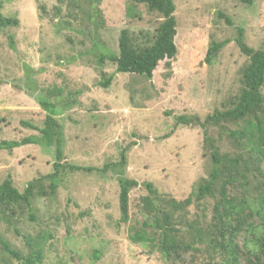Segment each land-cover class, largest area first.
<instances>
[{
	"label": "rangeland",
	"instance_id": "rangeland-1",
	"mask_svg": "<svg viewBox=\"0 0 264 264\" xmlns=\"http://www.w3.org/2000/svg\"><path fill=\"white\" fill-rule=\"evenodd\" d=\"M68 2L2 0L4 15L17 18L19 26L0 33V140L39 137L44 127L47 113L24 87L29 72L37 92L61 88V101L69 98L70 108H64L58 117L63 132L62 163L92 171L62 172L51 194V182L43 177L55 171V147L33 144L13 151L0 149V185L10 179L24 193L29 183L40 180L32 211L20 215L18 209L9 216L10 223L0 217V236L27 256L30 248L26 238L35 239L43 231L50 233L53 238L43 264H92L95 251L101 252L96 264L222 263L210 243L214 239H210L209 230L215 197L202 202L193 199L184 210L176 211L171 205L165 208L166 202L189 198L196 184L208 177L210 168L205 130L196 124L177 122L182 116L204 122L216 111L232 107L243 87L242 70L248 63L236 44L238 29H243L250 48H264V0H254L251 6L241 0H175L178 54L169 63H161L151 80L119 74L109 60L100 68L93 41L118 54L120 34L127 30L145 44L162 21L160 15L138 5L131 17L129 0H103L99 10L104 25L95 31L92 23ZM56 7L63 12L59 20L71 22L70 29L59 28ZM70 14L77 20L65 18ZM213 41L227 45L208 64L206 55ZM101 69L114 75L107 89L99 86ZM209 134L222 153L233 154L225 135L221 137L217 129H210ZM123 157L125 163L121 166ZM122 177L138 182L129 194L127 224L120 221ZM147 184L157 190L158 208L173 214L185 240H193L194 232L202 233L204 242L196 245L198 252L189 251L180 262L169 263L158 251H151V245L131 242L129 227L139 229L145 220L142 200L149 195ZM41 191L47 195L41 196ZM229 196L241 197V191H231ZM259 204L245 211L247 225L241 226L249 231L240 230L236 235L243 256L240 264H250V260L253 264L263 263L253 257L255 239L263 233L259 213L264 207ZM230 224L237 234L236 221ZM0 264L22 263L5 255L0 245Z\"/></svg>",
	"mask_w": 264,
	"mask_h": 264
},
{
	"label": "trees",
	"instance_id": "trees-1",
	"mask_svg": "<svg viewBox=\"0 0 264 264\" xmlns=\"http://www.w3.org/2000/svg\"><path fill=\"white\" fill-rule=\"evenodd\" d=\"M7 1L11 2L14 0ZM102 1L70 0L68 5L83 14L85 16L84 19L92 23L94 30L99 31L104 25V20L99 10ZM241 2L251 6L254 0H241ZM138 5H144L150 13H157L162 19L152 37L145 44H140L127 30H123L119 37L118 54H114L105 46L101 47V43H98L97 40L93 41V48L97 50L95 56L100 68L106 60H109L116 65V72L119 74L145 76L151 80L161 63L174 60L178 54L175 0H129L127 9L131 17H134V7ZM2 8V0H0V33L19 26V20L5 16ZM55 11L59 21V28L61 30L70 29L71 22H67L64 18L59 20V17H62L63 14L61 8L56 7ZM72 15L70 14L65 18L77 20ZM226 21L229 25H232L230 20L227 19ZM11 41H13V38H11ZM236 44L241 53L248 58V63L242 70L243 87L232 103V107L226 111H216L213 115L208 116L204 122H201L196 117L188 119L183 116L178 118L177 122L179 125L196 124L205 130L204 147L209 151L210 158L208 177L203 178L196 184L195 191L185 201L172 200L165 204L166 209L169 208L168 205H171L174 210L178 211L190 206L193 199L198 202H202L207 197H215L217 199L213 209V223L210 225L209 233L212 236L210 239L214 238L211 240L212 242L210 241L214 247L212 251L217 256L220 255L222 257V263L218 264H240V259L243 256L236 241V235L240 234V230L249 231L243 230L241 226L247 225L244 221L245 211L254 203H260L259 205L264 207V173L262 172L264 166V96L262 94V88L264 87V48L262 50L250 48L245 43L244 31L240 28L236 37ZM226 45L227 42L213 41L208 48L205 61L208 64H212ZM12 48H14L13 45ZM101 78L99 86L107 89L114 80V75H107L101 69ZM24 82L27 83L24 87L31 91L34 99L38 101L41 108L47 113L44 127L40 130L39 137H29L22 141L0 140V149L13 151L16 148L33 144L46 148L55 147L57 159L54 164L55 171L43 177V179L50 180V193L53 194L58 187L59 177L62 172L67 170L91 172L92 169L66 166L62 163L63 132L58 117L61 116L64 108H70L71 106L69 98L61 101L63 90L61 88H52L44 94L37 92L29 72L26 73ZM228 125L234 128L230 129ZM210 129H217L221 137L225 135L228 138L233 154L221 152L217 142L209 134ZM124 163L125 158L123 157L121 166H124ZM39 183V179L34 180L28 184L24 193H20L10 179L5 180L0 185V217L10 223L11 217L9 216H14L18 209L21 210L20 215H24L27 211H32V200ZM137 186L138 182L135 180L123 177L119 180L121 223L127 224L129 221V194ZM146 187L149 195L142 200L145 220L139 229L133 227L131 229V226L129 227V239L131 242L151 245V251H158L163 259L169 263L180 262L189 251L198 252L196 245L204 242L202 233L194 232L192 234L193 240H185L181 231L176 228L173 214L158 208L156 202L158 197L157 190L153 188L152 184H147ZM234 190L241 191V197H230V192ZM252 190L255 192L253 193ZM246 193L249 196L246 197ZM40 195L46 196L47 193L41 191ZM217 195L218 197H216ZM259 215L261 216L263 233L261 237L255 239L257 244L253 257L264 264V211L262 214L259 213ZM31 219L34 220L35 218L31 216ZM231 221L233 223L236 221L237 225L235 227L237 228H234V231L237 234L233 233ZM253 230L255 229L253 228ZM52 238L53 236L46 231L38 234L35 239L28 240L26 238L27 246L30 248L27 256H23L14 250L1 236L0 245L5 255L21 261L22 264H43L47 245ZM197 238L198 241L194 242ZM100 255L101 252H94L92 264H96L100 260ZM216 258L213 259V262H215ZM250 264H253L251 260Z\"/></svg>",
	"mask_w": 264,
	"mask_h": 264
}]
</instances>
